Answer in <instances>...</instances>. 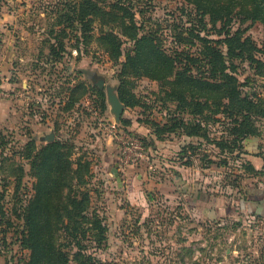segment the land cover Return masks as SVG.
<instances>
[{
  "label": "rangeland",
  "instance_id": "rangeland-1",
  "mask_svg": "<svg viewBox=\"0 0 264 264\" xmlns=\"http://www.w3.org/2000/svg\"><path fill=\"white\" fill-rule=\"evenodd\" d=\"M91 1L134 13L141 31L177 56L175 68L159 79L123 74L134 42L117 28L122 55L112 56L101 39L112 24L97 10L82 16L90 7L82 0H0V43L21 112L0 132V264H264V14L240 0ZM228 36L245 51L230 55ZM217 51L242 95L262 103L253 112L230 115L216 93L177 77L213 80L205 57ZM186 55L196 61L188 66ZM108 87L133 103H123L120 122ZM246 113L252 135L231 143L233 120ZM122 135L143 142V161L124 153ZM55 142L52 158L40 153ZM59 162L70 175L62 183ZM40 185L57 192L41 199ZM40 200L53 248L26 242Z\"/></svg>",
  "mask_w": 264,
  "mask_h": 264
},
{
  "label": "trees",
  "instance_id": "trees-1",
  "mask_svg": "<svg viewBox=\"0 0 264 264\" xmlns=\"http://www.w3.org/2000/svg\"><path fill=\"white\" fill-rule=\"evenodd\" d=\"M240 1L243 4H250L251 2L253 5L252 7L254 8V14H264V0ZM88 4L90 5V7L87 9V11L83 10V12L81 13L82 16L88 14L89 12H94L95 10H97L99 11V13H96H98V16L100 15L103 23L106 22L107 24H112L111 31L104 32L103 37L101 38L103 43L109 46L112 56L121 57L122 55L120 49L122 39L119 38L118 35L114 34L117 28H120V32L123 37L134 42V53L126 54L125 56L126 62L123 64V74H125L128 69H131L134 72H143L147 76L157 79L172 74L175 68V63L177 62V56L174 57L162 50L158 44L156 45L154 43V40L152 39L150 34L142 32L141 28L135 22L134 13L122 7L119 8L123 12L120 14L115 13L114 11L102 10L101 7H99L95 2L91 0H82L81 7L83 8ZM189 36L191 38V35ZM237 40L238 39L236 36H228L224 40V43L230 46V55H233L236 52L235 47H241V52L245 51V49L243 48L245 46V43H239ZM207 49L210 51L211 47L209 46L207 47ZM239 54L243 55V53ZM180 55H184V53H181ZM206 56L207 57L205 58H207V61L209 60L207 65H210V68H208V70L211 76H213V80L205 77L207 73L201 78H197L191 74H187V71L183 70L179 72L177 76L180 81L184 83L199 84L201 91H204L205 88L210 90V92L216 93L217 95L215 98L219 99L218 103L221 106H225V110L229 109L227 111L230 112V115L232 109L233 113L253 112L254 109H257L261 106L262 103H255L249 96L242 95V91L239 90V80L235 75L227 72V67L224 65L225 61L223 53L221 51H217L211 56L208 54ZM185 59L188 66L191 60L196 61V59H193L189 55H186ZM121 101L127 106H133V103L128 101V99L124 96H121ZM182 101L185 102L186 99L183 98ZM249 119L250 115L246 113L242 122L236 123V121L233 120V124H235L233 133L239 136L231 143H237L239 141V138H242L243 140L252 135V129L247 127V122ZM236 120L238 121V119ZM197 133L198 132L196 131L194 134ZM58 144V142L49 143L48 145L44 146V149H42L40 153L50 151V158H52V155L54 156L56 154L54 153L56 151V148L60 147ZM55 168L57 169V172H59L56 173L57 176L55 175L58 178L60 176L59 183H62L63 180L69 179V169L65 163H56ZM39 187L43 190V193L39 194V197L41 199L42 197H44L43 199L50 198L57 192L56 190H54L55 187L53 188L52 185L47 188L42 185H40ZM42 204L43 203L40 200L39 203H37L36 208H32L34 209L33 215L31 214L27 216V223L31 228V235L29 236V239H26V242L31 243L32 241L31 245L35 244L38 247L49 244L50 248H53L54 244L49 241V236L52 232V225L41 215L42 210L40 208L42 207ZM45 205L46 204H44L43 207ZM46 206L49 207L48 205ZM31 207L32 204L29 209H31ZM60 208L61 207L56 204L52 207V209H56L59 214ZM94 226L96 229H99L101 234L104 233V228L101 226L98 219L94 220Z\"/></svg>",
  "mask_w": 264,
  "mask_h": 264
},
{
  "label": "crops",
  "instance_id": "crops-1",
  "mask_svg": "<svg viewBox=\"0 0 264 264\" xmlns=\"http://www.w3.org/2000/svg\"><path fill=\"white\" fill-rule=\"evenodd\" d=\"M12 74L10 54L0 43V85L10 93H16L14 91L16 84L11 80ZM15 97L16 94H12L10 98L0 99V132L17 126L21 112L18 105L19 100Z\"/></svg>",
  "mask_w": 264,
  "mask_h": 264
},
{
  "label": "built area",
  "instance_id": "built-area-1",
  "mask_svg": "<svg viewBox=\"0 0 264 264\" xmlns=\"http://www.w3.org/2000/svg\"><path fill=\"white\" fill-rule=\"evenodd\" d=\"M12 94L16 93H10L0 85V99L10 98ZM116 138L124 153H133L132 160L134 163H140L146 158V148L139 138L132 135H122Z\"/></svg>",
  "mask_w": 264,
  "mask_h": 264
},
{
  "label": "water",
  "instance_id": "water-1",
  "mask_svg": "<svg viewBox=\"0 0 264 264\" xmlns=\"http://www.w3.org/2000/svg\"><path fill=\"white\" fill-rule=\"evenodd\" d=\"M97 84L100 88H104L105 87V80L103 78H99L97 81ZM107 93H108V100H109V103L111 105V111L115 115L116 120L118 122H120L121 117H122L124 110H125V105L123 104L121 99L116 94L114 87H108ZM46 139L48 141H53L54 135L50 134L47 136Z\"/></svg>",
  "mask_w": 264,
  "mask_h": 264
}]
</instances>
